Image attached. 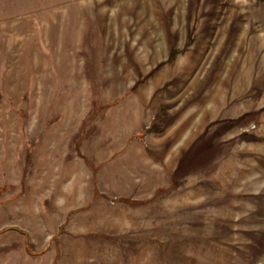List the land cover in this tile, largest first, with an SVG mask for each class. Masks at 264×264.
<instances>
[{"label":"rangeland","instance_id":"1","mask_svg":"<svg viewBox=\"0 0 264 264\" xmlns=\"http://www.w3.org/2000/svg\"><path fill=\"white\" fill-rule=\"evenodd\" d=\"M0 264H264V0L0 18Z\"/></svg>","mask_w":264,"mask_h":264},{"label":"crops","instance_id":"2","mask_svg":"<svg viewBox=\"0 0 264 264\" xmlns=\"http://www.w3.org/2000/svg\"><path fill=\"white\" fill-rule=\"evenodd\" d=\"M9 1V4H4ZM68 0H0V18L24 14L26 11L37 8H47L53 3H64Z\"/></svg>","mask_w":264,"mask_h":264}]
</instances>
